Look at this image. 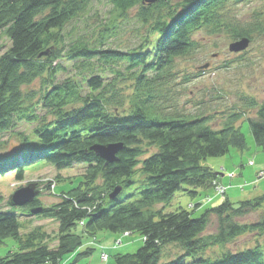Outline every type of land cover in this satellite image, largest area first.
Segmentation results:
<instances>
[{"label":"trees","instance_id":"16d2710c","mask_svg":"<svg viewBox=\"0 0 264 264\" xmlns=\"http://www.w3.org/2000/svg\"><path fill=\"white\" fill-rule=\"evenodd\" d=\"M244 1L249 0H0V39L9 43L0 54V133L12 131L19 121L35 124L33 137L0 155V177L13 173L21 180L39 162L57 170L73 164L85 168L79 183L62 191L56 203L41 206L34 198L18 206L26 214L58 223L56 245L50 246L43 232L22 235L20 214L0 211V242L8 236L19 242L18 251L0 257V264H62L83 245L78 225L89 235L104 229L141 234L142 245L134 252L116 253L104 264H264V245L258 240L252 247L205 255L244 234L264 237V215L251 223L238 221L253 210L264 214V192L241 201L225 197L196 217L183 208H152L169 201L178 189L195 196L212 188L218 173L200 161L246 146L236 125L240 111L230 112L217 128L208 115L168 111L175 60L197 49L196 31L213 34L231 28L234 37L250 39V31L235 25L230 12ZM100 4L109 7L100 18L103 23L81 29L84 33L80 30L67 47L57 48L63 43V28L74 26ZM137 6L133 20L144 27L141 39L117 49L112 38L132 20L128 10ZM58 74L65 77L57 79ZM38 77L39 90L25 92L23 85ZM123 80L132 82L130 94L119 89ZM247 107L257 108L255 116L246 119L253 140L264 151V103L257 105L251 98ZM111 143L124 145L112 163L91 150L94 144ZM154 145L156 150L143 158L145 146ZM134 173L139 195L122 197L124 187L134 183ZM117 187L121 190L111 199ZM193 206L200 208L199 203ZM212 215L217 228L207 234ZM169 244H177L182 252L165 259L163 249Z\"/></svg>","mask_w":264,"mask_h":264},{"label":"rangeland","instance_id":"374dc122","mask_svg":"<svg viewBox=\"0 0 264 264\" xmlns=\"http://www.w3.org/2000/svg\"><path fill=\"white\" fill-rule=\"evenodd\" d=\"M108 9V6L100 4L95 9L84 13L74 26L73 24L65 26L62 34L63 43H58L57 48L67 47L68 43L73 42L71 40L78 36L81 29L94 28L95 25L103 23L100 18H104ZM138 10L139 6L128 10V16L132 20L126 23L117 38H112V45L117 49L135 46L141 39L139 35L141 36L144 27L133 20ZM230 12L232 22L238 27L248 29L251 33L247 47L236 52L229 50L230 44L240 39L233 36L231 28L213 34H208L204 29L196 31L193 35L197 40V49L175 60V76L168 86V104L172 107L168 108V111L184 115H196V113L208 115L213 128L222 126L230 112L240 111L242 115L236 125L244 134L246 146L241 150L230 147L229 153L225 155L208 156L200 161L202 165L210 166L213 171L222 174L220 184L226 188L223 197L214 196L213 188L200 191L195 196H190L186 191L178 189L169 201L157 203L152 206L153 209L162 207L164 212H168L183 208L188 211L192 210V215L196 217L204 209L220 204L225 196L232 201H241L260 196L264 192V151L253 140L246 119L254 117L257 110L256 107H247L249 99L254 98L257 105L264 103V32L262 31L264 29V0L244 1L232 7ZM81 31L84 33L83 30ZM0 44L2 45L1 54L8 48L9 43L3 38L0 39ZM63 77L65 76L62 74L57 75V79ZM40 84L41 78L38 77L31 84L23 85V90L25 92L38 91ZM118 85L124 94L132 92L131 81L123 80ZM127 107H129L128 103L125 105V108ZM34 125L19 121L12 131L0 133V155L14 152L23 145L25 137L28 140L33 137ZM145 148L143 158L156 150L155 145L145 146ZM84 170L83 164H73L70 168L64 167L57 170L50 164L39 162L28 168L21 180H16L13 173L6 174L0 177V211L10 209L20 214L22 235L30 231L43 232L46 235V242L50 246L56 245L58 223L55 220L26 214L19 208H12L7 202L17 189L33 185L34 190L38 192L35 198L39 199L41 206H50L59 200L62 191H68L79 183L80 175ZM131 177L134 183L129 187H124L122 197L131 194V198H135L139 195L140 187H137L138 181H136L139 177L136 173ZM206 196L214 197L209 200ZM196 203H199L200 208L193 209L192 205ZM263 215L262 210H253L238 221L251 223L259 220ZM216 221V216L212 215L205 233L215 232ZM75 230L82 234L83 245L73 254L66 255L62 264H104L111 261L114 254L134 252L142 245V236L138 232L123 234L104 229L97 231L94 235H89L80 225ZM256 237L254 234H244L226 244L224 248L214 247L205 255H219L223 250L234 252L244 247H252L256 240L264 245V237H258V239ZM90 243L93 244L90 245ZM18 245L16 238L12 236L4 238L0 242V257L7 255L9 251H18ZM88 248H91L89 252L81 253ZM163 250L165 259H170L182 252L177 244H169Z\"/></svg>","mask_w":264,"mask_h":264},{"label":"water","instance_id":"95a60500","mask_svg":"<svg viewBox=\"0 0 264 264\" xmlns=\"http://www.w3.org/2000/svg\"><path fill=\"white\" fill-rule=\"evenodd\" d=\"M157 1L158 0H143V3L151 4ZM248 41L249 38L247 36L242 37L239 40H236L235 42L231 43L229 46V50L232 52L244 50L248 45ZM123 146H124L123 143H111L106 145L94 144L91 146V150L94 151L97 157H100L103 160H105V163H112L117 159L116 153L120 151L123 148ZM120 190L121 188L119 187L115 188L109 197L113 199L114 196L117 195ZM36 195H38V192L34 190V186L28 185V187L19 188L16 191H14L10 197V203L14 206L26 205L28 204V202L33 200ZM39 210H41V207L35 209L31 208L30 213L39 212Z\"/></svg>","mask_w":264,"mask_h":264},{"label":"built area","instance_id":"2783aa9c","mask_svg":"<svg viewBox=\"0 0 264 264\" xmlns=\"http://www.w3.org/2000/svg\"><path fill=\"white\" fill-rule=\"evenodd\" d=\"M224 187L223 186H219L218 184H215V191L218 195L222 194L224 192Z\"/></svg>","mask_w":264,"mask_h":264},{"label":"bare ground","instance_id":"6f19581e","mask_svg":"<svg viewBox=\"0 0 264 264\" xmlns=\"http://www.w3.org/2000/svg\"><path fill=\"white\" fill-rule=\"evenodd\" d=\"M218 185L220 186H223L222 184H219L218 183ZM224 187V186H223ZM224 189H225V187H224ZM217 193H216V191L214 192V196L216 195ZM212 197V196H211ZM10 206H12V207H16V208H18V206H23V205H18V206H14V205H12L11 203H10V198H9V201L7 202ZM27 205V204H26Z\"/></svg>","mask_w":264,"mask_h":264},{"label":"crops","instance_id":"0c3cea01","mask_svg":"<svg viewBox=\"0 0 264 264\" xmlns=\"http://www.w3.org/2000/svg\"><path fill=\"white\" fill-rule=\"evenodd\" d=\"M221 175H222L221 173H218V174H217V179H216V180H217V182H218L219 184L221 183V181H220V176H221ZM226 197H227V196H226Z\"/></svg>","mask_w":264,"mask_h":264}]
</instances>
